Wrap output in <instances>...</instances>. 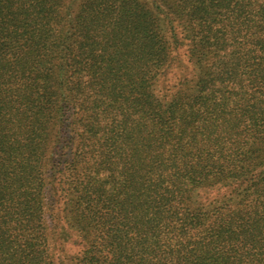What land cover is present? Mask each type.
<instances>
[{
    "label": "trees",
    "instance_id": "16d2710c",
    "mask_svg": "<svg viewBox=\"0 0 264 264\" xmlns=\"http://www.w3.org/2000/svg\"><path fill=\"white\" fill-rule=\"evenodd\" d=\"M61 199L63 264H264V0H0V264Z\"/></svg>",
    "mask_w": 264,
    "mask_h": 264
},
{
    "label": "rangeland",
    "instance_id": "374dc122",
    "mask_svg": "<svg viewBox=\"0 0 264 264\" xmlns=\"http://www.w3.org/2000/svg\"><path fill=\"white\" fill-rule=\"evenodd\" d=\"M180 41H183L182 33H178ZM184 43V42H183ZM186 45L185 43L178 49L173 50L175 56L174 63L170 73L164 78L160 77L154 87L155 94L162 100H168L178 89L182 79L180 75L188 76L191 72L190 65L188 64L186 57ZM58 185V189H61L64 177H61ZM229 189L218 187L214 189H207L206 191L198 192V199L205 203H214L219 201L224 196L228 195ZM62 198V197H61ZM63 200H59L57 203H48L45 208V220L49 230V236L53 249V264H63L67 260L80 255L83 252L84 244L81 241L79 235L70 230L66 224L63 213ZM64 229V230H63Z\"/></svg>",
    "mask_w": 264,
    "mask_h": 264
}]
</instances>
